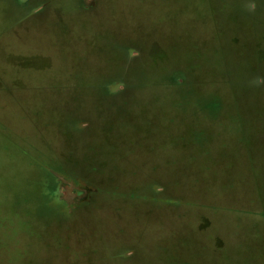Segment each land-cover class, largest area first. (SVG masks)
Wrapping results in <instances>:
<instances>
[{"label":"rangeland","instance_id":"rangeland-1","mask_svg":"<svg viewBox=\"0 0 264 264\" xmlns=\"http://www.w3.org/2000/svg\"><path fill=\"white\" fill-rule=\"evenodd\" d=\"M0 264H264V0H0Z\"/></svg>","mask_w":264,"mask_h":264},{"label":"flooded vegetation","instance_id":"flooded-vegetation-1","mask_svg":"<svg viewBox=\"0 0 264 264\" xmlns=\"http://www.w3.org/2000/svg\"><path fill=\"white\" fill-rule=\"evenodd\" d=\"M68 179L60 182L65 188V194L61 196L65 202L71 205H77L80 202H84L86 199L87 188L84 187V184H79L72 176H68ZM91 190V188H89Z\"/></svg>","mask_w":264,"mask_h":264},{"label":"clouds","instance_id":"clouds-1","mask_svg":"<svg viewBox=\"0 0 264 264\" xmlns=\"http://www.w3.org/2000/svg\"><path fill=\"white\" fill-rule=\"evenodd\" d=\"M122 90V89H121Z\"/></svg>","mask_w":264,"mask_h":264}]
</instances>
